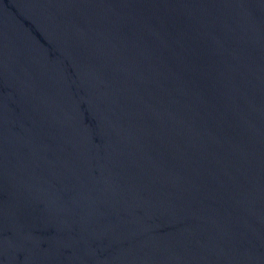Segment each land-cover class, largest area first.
<instances>
[{
  "label": "water",
  "instance_id": "obj_1",
  "mask_svg": "<svg viewBox=\"0 0 264 264\" xmlns=\"http://www.w3.org/2000/svg\"><path fill=\"white\" fill-rule=\"evenodd\" d=\"M0 264H264V0H0Z\"/></svg>",
  "mask_w": 264,
  "mask_h": 264
}]
</instances>
